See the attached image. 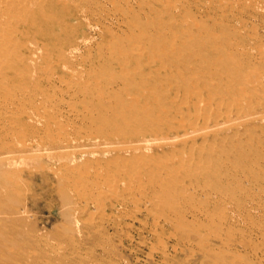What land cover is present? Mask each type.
<instances>
[{
    "label": "rangeland",
    "instance_id": "rangeland-1",
    "mask_svg": "<svg viewBox=\"0 0 264 264\" xmlns=\"http://www.w3.org/2000/svg\"><path fill=\"white\" fill-rule=\"evenodd\" d=\"M115 1H128L156 38V71L144 68L156 104L128 78L134 90L108 84L101 103L63 87L23 115L19 96L0 89L16 121L8 138L35 140L26 153L0 141V164L20 169L0 185L11 191L0 198V264H264V0ZM126 11L104 21L115 34ZM85 28L95 43L124 37ZM226 111L239 116L234 124L181 135ZM134 137L150 141L141 159L102 144Z\"/></svg>",
    "mask_w": 264,
    "mask_h": 264
},
{
    "label": "bare ground",
    "instance_id": "bare-ground-1",
    "mask_svg": "<svg viewBox=\"0 0 264 264\" xmlns=\"http://www.w3.org/2000/svg\"><path fill=\"white\" fill-rule=\"evenodd\" d=\"M126 2L128 1L0 0V89H8V92L11 91V93H16L19 96V103L25 107L21 109L23 115L27 114L25 109L42 105L50 98V94L53 95L58 90L63 91V87L68 93L82 95V101L89 97L90 101L101 103L105 95L104 87L108 84L116 85L119 82L124 84L126 88L128 86L131 90H134L137 86L135 89L137 91L134 92L135 96H139V94L149 96L152 98V103L155 101L156 104V86H154L156 80L146 76L144 68H152L155 73L156 51L159 52L160 50L156 49V38L146 35L145 28H147L148 23L131 11H126L124 9L127 5ZM111 11L114 13L126 11L123 15L121 14V18L128 26L123 27V29L120 28L118 34H115L104 22L108 19V16H112L114 19V16L109 13ZM263 17L262 14V19ZM85 27H88V31H98L96 34L99 37L103 32L111 38L119 35H124V37L109 43H104L103 38H99L101 42L95 43L92 34L89 37L84 33ZM141 27L144 30H141ZM136 34L138 38L133 40L132 37L134 38ZM255 37L257 38V35ZM91 48H96L95 55L91 54ZM166 49L167 52L172 53L174 51L173 43L168 42ZM115 66H117L116 70H114ZM98 76L101 77L100 79L105 78L101 91H96L100 82H94V79ZM128 78L136 80V86L131 85L127 81ZM148 81L150 83L147 84ZM38 82H41L42 85L37 84ZM111 90V87L106 89L107 93H111ZM116 92L120 100L125 102V95H121L120 90ZM240 99L242 98L240 97ZM132 101H136V98H133ZM106 106L109 107V105ZM152 107L155 109L156 105L141 106V109L148 113L152 110ZM92 109L95 110V108ZM12 110L11 105L0 107V115H2L0 117V128L7 131V139L5 136H1L3 132H0V141L5 143L8 152H27L29 144L33 143L34 138L22 136V138L15 141L17 145H13L10 138H8L14 131V128H9V125L15 119L11 117L14 115ZM15 115H17L16 112ZM237 117H239L237 114L232 116L229 111H226L221 123L214 121L211 125H208L205 121L206 124L200 123L202 127L196 130L192 129L181 135L184 138L196 137V134L204 135L218 130L222 127V124L223 126L234 124L235 120L238 119ZM174 120V117L169 118L167 115L165 119L167 122L166 127L173 126ZM160 121L161 119L156 118V128L160 125ZM14 122L16 124L15 120ZM48 138L52 139L51 136H48ZM63 142L68 146L76 147L73 145L75 143L74 139H64ZM112 143L118 144L116 146L118 151L120 149H133L135 151L134 149H136L140 152L148 149V145H150L149 139L141 137L127 138L125 141H105L102 144L105 146L107 144L112 145ZM33 156L38 157L37 155ZM138 156L141 159L144 154L140 152ZM19 170L14 162L5 165L0 164V185L8 175H15ZM7 185L10 189L13 188L11 183ZM10 192V190L4 188L3 192L0 193V198H11L8 195Z\"/></svg>",
    "mask_w": 264,
    "mask_h": 264
}]
</instances>
